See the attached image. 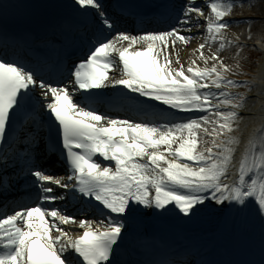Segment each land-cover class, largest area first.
Here are the masks:
<instances>
[{"label":"snow or ice","instance_id":"obj_1","mask_svg":"<svg viewBox=\"0 0 264 264\" xmlns=\"http://www.w3.org/2000/svg\"><path fill=\"white\" fill-rule=\"evenodd\" d=\"M257 3L264 0L203 5L184 0L170 29L141 35L101 32L90 41L87 58L69 70L70 83L64 86L24 63L0 59V144L9 145L0 159V196L9 195L22 179L30 200L9 205L0 216V264H119L117 249L129 225L141 217H172L189 225L205 214L253 217L258 245L250 244L244 258L226 260L209 258L195 245H177L172 257L158 264H264V57L259 64L251 61L241 54L247 45L225 35L226 17L235 8L251 11ZM10 7L0 2V14ZM73 7L94 10L109 33L116 27L99 0H73ZM204 7L210 9L206 17ZM242 22L249 33L260 24L264 35V16ZM201 27L205 42L185 68L179 45L198 39L185 33ZM231 47L238 51L227 63L222 53ZM251 50L260 49L253 45ZM246 64L258 71L250 75ZM112 71L119 78L110 77ZM109 87L194 115L148 123L98 113L92 90ZM26 111L33 114V126L9 142L10 127ZM44 126L46 135L58 140L51 147L64 158V175L49 173L33 159ZM53 186L65 191L57 194ZM70 197L97 202L111 218L77 219L54 206ZM70 224L78 230L64 227Z\"/></svg>","mask_w":264,"mask_h":264},{"label":"bare ground","instance_id":"obj_2","mask_svg":"<svg viewBox=\"0 0 264 264\" xmlns=\"http://www.w3.org/2000/svg\"><path fill=\"white\" fill-rule=\"evenodd\" d=\"M264 7V6H262ZM244 10V9H243ZM240 8H235L231 15H233L232 19H229L228 22L230 27L226 30L225 35L233 38L234 35L243 37L246 40V37L250 34L241 33L242 26L248 28V25L243 23L242 21L250 18L246 12H244ZM260 10V9H259ZM263 10V9H262ZM264 14H255V19H261ZM241 21V23L237 26L234 22ZM259 24H253L251 26L252 39L250 41L252 45H256L260 50L256 52L255 55L261 54V58L264 57V35H262L261 29H257ZM258 30V31H257ZM241 33V35H240ZM188 35V34H186ZM199 42L197 39L191 40L186 45H179L180 48V60L183 65H187V62L190 58H192V52L198 48L197 45ZM202 43V42H201ZM247 43V42H246ZM250 44V43H248ZM229 50L235 51V48H230ZM171 51V49H169ZM224 53H222L223 55ZM225 59V58H224ZM261 61V60H260ZM225 62H229L228 59H225ZM256 69L253 73L257 72ZM250 130V129H249ZM243 144L240 146L242 150ZM240 156V152L236 153L235 159L238 161ZM233 215L224 214L222 216H215L212 214H205L199 220H197L193 224L185 225L177 222L174 218L168 217L164 219L151 217V218H142L139 223L143 226L150 225V221L152 222V228H154V224L156 223H165V222H175L179 225H182L187 231V239L191 242L192 245L201 247L203 252L209 257L213 259H218L224 257L225 259H232L233 254L231 250V242H232V234L230 231V221ZM247 216H237L236 224L244 223L246 226ZM252 232V230H251ZM227 236V239L225 238Z\"/></svg>","mask_w":264,"mask_h":264},{"label":"rangeland","instance_id":"obj_3","mask_svg":"<svg viewBox=\"0 0 264 264\" xmlns=\"http://www.w3.org/2000/svg\"><path fill=\"white\" fill-rule=\"evenodd\" d=\"M262 6H264V3H257L256 4V6L255 7H253L252 9H251V11H249L247 8H245L243 11L244 12H246V14L248 15V16H251L252 18H254V15L255 14H264V7H262ZM260 9V10H259ZM263 9V10H262ZM258 20V19H257ZM262 28V26L259 24L258 26H257V29H261ZM243 31H246L245 29H244V27H243ZM258 31V30H257ZM252 49V46L251 47H248L247 48V51L246 52H249L250 51V53H251V51H253V50H251ZM236 50V49H235ZM242 53H244V52H242ZM241 53V54H242ZM242 55H244V54H242ZM250 60H251V58H250ZM252 61H255L257 64H259L260 63V57L259 58H257V60L256 59H253ZM251 65V64H250ZM256 69V68H255Z\"/></svg>","mask_w":264,"mask_h":264}]
</instances>
